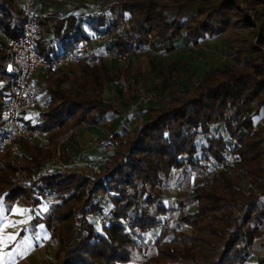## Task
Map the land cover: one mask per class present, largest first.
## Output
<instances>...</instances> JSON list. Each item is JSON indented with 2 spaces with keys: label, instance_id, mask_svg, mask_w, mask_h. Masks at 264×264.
I'll list each match as a JSON object with an SVG mask.
<instances>
[{
  "label": "trees",
  "instance_id": "trees-1",
  "mask_svg": "<svg viewBox=\"0 0 264 264\" xmlns=\"http://www.w3.org/2000/svg\"><path fill=\"white\" fill-rule=\"evenodd\" d=\"M162 1L116 0L106 7L112 15L109 25L106 11L99 14L95 28L106 25L102 28L105 36L125 22L132 23L130 32L114 37L119 55L126 60L124 75L135 77L131 68L135 48L152 43L165 52L174 51L179 48L175 41L184 31L198 44L204 33L226 30L232 17L250 29L253 56L211 69L191 89L171 94L163 105H148L145 123L133 136H118L116 153L100 163L102 168L94 178L76 168L43 172L42 163L53 156L54 148L25 144L27 154H23L19 164L12 159L10 147L4 149L0 193L6 194L7 201L36 207L42 198L34 194L35 189H54L59 193V201L51 203L49 213L40 218L57 245L55 259L48 258L47 264L130 262L141 241L139 232H149L161 223L158 215L165 206L159 186L174 169L187 165L204 180L195 190L196 209L178 215L191 230L164 225L155 239L157 252L147 256L142 264L243 262L249 245L262 234L264 125L256 128L254 116L264 106V0H167L179 8L171 20ZM193 3L197 6L196 15L181 20L182 12ZM20 15L21 6L15 0H0V27L7 37L20 35ZM69 22L72 25L75 20ZM65 23L60 21V28ZM86 39L91 40L89 36ZM4 45L0 36V125L6 88L1 82L7 79L9 60ZM76 46L77 41L67 50ZM142 70L139 66V74ZM113 78L106 63H80L72 75L62 72L49 76L45 85L51 97L49 109L40 114V121L32 128L46 131L57 143L60 135L73 128L98 124L108 112L119 113L115 103L101 93ZM63 82L69 85L64 86ZM219 125H224V132L218 129ZM202 134L207 135V144L197 156V138ZM229 154L234 159L231 164L226 159ZM211 163L221 164L222 168L210 170ZM19 169L25 173L27 183L15 179ZM240 169L250 178L247 191L238 186ZM107 189L115 194L101 201V192ZM153 203L158 205L156 212L151 211ZM98 211L109 215L108 224H96L94 214Z\"/></svg>",
  "mask_w": 264,
  "mask_h": 264
},
{
  "label": "rangeland",
  "instance_id": "rangeland-1",
  "mask_svg": "<svg viewBox=\"0 0 264 264\" xmlns=\"http://www.w3.org/2000/svg\"><path fill=\"white\" fill-rule=\"evenodd\" d=\"M112 1L113 0H57L56 4L60 5L61 2H64L68 5L73 6V4L78 3L84 7L87 5L86 2H90V4L94 5V8L91 13L92 16L94 14L98 15L102 11H106V6H108L109 3ZM15 3L21 6L20 0H15ZM162 3L167 5L165 8V14L167 15V18L169 20L175 18L179 12L178 6L167 0H163ZM61 8H57V10H63ZM196 13V4H190L182 12L180 16L181 20H186L187 18L196 15ZM106 14L107 23L109 25L111 22L112 15L109 10L106 11ZM126 17H129V13H126ZM230 21L231 24L226 30H219L215 33H204L201 37L198 38V44H195L191 38L189 39L185 35L186 31H184V35L175 41L179 48L173 52H165L164 55H158V53L161 54L162 52H164V49H158L152 43H147L141 48H135L131 53V56L133 58L131 68L133 70L135 79L139 80L147 78V82H149L150 85L147 84L145 85L147 86L146 88H144V86L141 89H139L138 86H132V89L129 91L128 94V97H130L128 100H125L123 98V94L119 92L122 100L128 102V104L136 102L138 99V93L150 90V92L155 93L154 99L151 103L163 105L164 100L170 98L171 94L186 92L190 89L193 84L200 81L199 73H201V71L205 72L210 68L223 66L224 64L229 62H242L247 57H252L253 52L251 46L253 40L251 39L249 33L250 29L247 26L237 22L236 17H232ZM131 29L132 23L125 22L113 34L107 35L105 38H102L100 40L94 39L92 42V45L95 50L100 54L106 56L104 63L109 64L111 72L114 75L113 80L118 77H126L130 79L131 83L133 82L131 77L124 75V67L126 66V60L124 57L119 55L114 42V37H116L118 34L130 32ZM2 33H4V29L0 27V36H2ZM145 51H148L150 53V56H148ZM139 66L143 68L142 73L140 74L138 71ZM56 75L57 74L47 75V78L44 81V86L43 83H41V89L43 90V92L48 77ZM104 89L101 91L103 97L106 100L115 103L118 109L120 106V104L118 103L121 102L117 97V94H106L105 97ZM116 116V112H108L106 116H104V118H102L98 122V124H105L106 126L108 125L109 128H111L112 130H116L117 128H119L118 126L116 128H114L113 126L117 118ZM119 124H121L120 128L122 129V122H119ZM218 129L224 132V125H219ZM134 132L127 134V136H133ZM197 142L199 145V151L197 153V156H201L202 148L204 145L207 144V135H199V137L197 138ZM95 148L99 149L96 152H98L100 156L98 157V159L95 160L89 159L88 162H101L102 164H104L105 161L104 156L100 152L101 149L98 146H96ZM226 159L227 162L230 164L234 162L233 155L231 154H229ZM204 162L209 163L205 160ZM219 165L221 164L216 165L214 163H211L210 170H214L215 167L220 168ZM78 170L82 171L81 169ZM238 172L240 173L238 186L247 191V187L250 184V178L244 176L241 169ZM15 179L19 181L16 177ZM164 182H166L170 186L180 185L182 191H177L173 194L171 193L170 196L182 202L186 206V212L196 209L197 202L195 199V190L197 187L201 186L204 183V180L199 178L197 174L191 170L189 165L183 168L174 169L171 172V175L166 180H164ZM163 195L168 196V194L162 193V196ZM57 201H59V199ZM42 202H48V204H51L45 199H42ZM167 204L168 206H173L175 203L168 201ZM260 206L264 210V198H261ZM150 208L152 212H156L158 209V205L156 203H153L150 205ZM49 211L50 208L45 207V211H42V213L44 215H47ZM178 215V211L175 212V214H168V224L177 230L190 231L191 227L188 224L180 222ZM260 227L262 229V234L256 237L253 242L249 245L248 253L245 257V260L243 262H238L234 264H264V221ZM24 229L26 230L27 226ZM97 229L98 231L103 232V228L97 227ZM156 232L158 233L157 235ZM160 232V226L144 234L139 232V236L141 238L139 246L141 244L144 245V254H147V256L153 255L157 252L155 239L160 234ZM56 251V242L50 237L47 240H43V243H37L34 254L40 261L45 263L46 258L56 257ZM140 258V253L136 249L133 259L126 264H138Z\"/></svg>",
  "mask_w": 264,
  "mask_h": 264
},
{
  "label": "built area",
  "instance_id": "built-area-1",
  "mask_svg": "<svg viewBox=\"0 0 264 264\" xmlns=\"http://www.w3.org/2000/svg\"><path fill=\"white\" fill-rule=\"evenodd\" d=\"M20 3V17L22 20L20 35L16 38H11L2 33L5 42L3 48L9 56V60L6 66L8 94L1 119L0 152L9 146L15 159L19 162L23 156L25 144L39 145L44 149L54 148L53 156L45 159L42 163L43 172L56 173L77 168L94 178L96 173L102 168L100 163L83 162L82 151L72 162H69L64 152L63 146L70 142L73 130L60 135L56 143L51 140L46 131L38 128L33 129L32 126L38 123V117L33 114H41L49 109V103L44 99L42 93L38 72H43L47 75L66 72L72 75L73 68L80 63L89 66L103 64L106 56L97 52L92 45L94 39L100 40L104 38L103 27L97 29L93 40L83 41L72 50L46 57L40 47L43 28L35 13L37 0H20ZM58 14L60 17H66L62 11ZM164 54L165 51L161 54L158 53V55ZM111 85L120 90L125 100L130 98L128 94L132 89V83L129 78L118 77L111 81ZM154 96L155 93L150 92V90L138 93L137 101L130 103L127 108L129 117L123 120L122 129L119 127L96 138L95 146L101 149L105 159L116 153L119 145L118 136H127V134L142 127L147 118L146 108L153 101ZM219 167L222 168V165H219ZM15 177L20 182L27 183V177L21 169L15 171ZM159 187L163 194H168V196L163 195L162 197L165 211L158 215L161 222L159 225L160 230H162L163 226L169 223L167 215L175 214L177 211L179 213L186 212V206L178 199L170 196L171 193L182 191L180 185L170 186L163 182ZM34 194L50 203L57 201L59 198V193L54 189H47L43 192L35 189ZM101 194V201H104L115 193L107 189ZM168 201L175 204L168 206ZM94 217L96 224L99 226L108 224L111 219L103 211H98L94 214ZM143 246L141 244L137 248L141 256L138 264H142L147 258V254H144Z\"/></svg>",
  "mask_w": 264,
  "mask_h": 264
},
{
  "label": "crops",
  "instance_id": "crops-1",
  "mask_svg": "<svg viewBox=\"0 0 264 264\" xmlns=\"http://www.w3.org/2000/svg\"><path fill=\"white\" fill-rule=\"evenodd\" d=\"M56 1L57 0H37L35 6L37 19L43 28L40 47L49 56L67 51V47L72 45L76 41L77 46L83 41H88L86 39V37L88 36L91 38V40H93V37L97 32L95 25L99 17V14H94L91 16L94 5L90 4V2H86L87 5L83 7L78 3H75L72 6L68 5L67 3L61 2L62 5H57ZM115 1L116 0H113L109 3V5L114 3ZM57 8H61L63 10H57ZM262 8L264 9V6ZM60 11L65 13V18L59 16L58 13ZM51 15H54L55 17L52 18ZM62 20L66 21V23L60 28L59 22ZM67 20H69L70 22ZM71 21L74 23L72 25L68 24V22L71 23ZM106 25H108V23H106ZM106 25H98V27L106 28ZM81 33H83L85 37H82L80 35ZM105 37L106 36L104 33V38ZM211 69L213 68H210L205 72L201 71V73H199L200 80H202L207 72ZM38 77L40 83H43L44 86V81L47 78V74L38 72ZM131 79L133 80L132 86H138L139 89L143 88L147 84L150 85L149 82H147V78L136 80L135 77H131ZM4 85L6 86V88L4 90L5 97L3 99V104L5 103V99L8 94L7 79L1 82V86ZM62 85L68 86L69 83L63 82ZM192 86L190 87V89L192 88ZM146 87L147 86H145L144 88ZM104 92L105 97L106 94H117V97L121 102L118 103L120 104V106L118 105L119 113H116L117 118L113 125L114 128H116L117 126L120 127L121 124H119V122H123V120H126L129 117L127 111L129 104L128 102L122 100L119 94L120 90L112 86L111 81L106 84ZM42 93L44 99L49 103V99H51V97L47 92L46 87H44V92L42 90ZM151 104L152 103H150L149 105ZM33 115L38 117L39 122L40 114L35 113ZM254 124L256 128L264 125V106L260 110L259 114L254 116ZM1 129L2 126L0 125V134ZM71 130H73V136L70 142L63 146L64 152L67 155L69 162H72V160H74L81 151L84 152V154L82 155L83 162H88L89 159H98L100 154L96 152L99 150L95 148L96 138L101 134L113 131L111 128H109L108 125L106 126L105 124L83 125ZM100 152L104 156V153L101 150ZM3 154L4 151L0 152V160L3 157ZM23 154H27L25 147L23 149ZM11 156L17 164L22 162L23 156L19 162L15 159L12 152ZM46 203L41 202L36 206V208L32 207L31 205H27L24 202H9L6 200V194L0 193V264H47L48 258H46L45 263H43L34 254L37 243H43V240H47L51 237L46 224L40 219L45 216L42 213V211H45V207L50 208L51 204H48V202ZM26 226L27 229L25 230L24 228ZM156 228L157 227H155L154 229ZM157 234L158 233L156 232V235ZM8 237H14V239L8 241Z\"/></svg>",
  "mask_w": 264,
  "mask_h": 264
},
{
  "label": "snow or ice",
  "instance_id": "snow-or-ice-1",
  "mask_svg": "<svg viewBox=\"0 0 264 264\" xmlns=\"http://www.w3.org/2000/svg\"><path fill=\"white\" fill-rule=\"evenodd\" d=\"M7 239L8 241H11L12 239H14V237H8Z\"/></svg>",
  "mask_w": 264,
  "mask_h": 264
}]
</instances>
